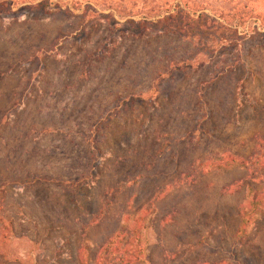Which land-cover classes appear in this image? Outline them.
Returning a JSON list of instances; mask_svg holds the SVG:
<instances>
[{"label":"rangeland","instance_id":"obj_1","mask_svg":"<svg viewBox=\"0 0 264 264\" xmlns=\"http://www.w3.org/2000/svg\"><path fill=\"white\" fill-rule=\"evenodd\" d=\"M142 1L0 0V264H95L137 216L139 264H264V209L236 236L264 171L214 168L264 150V0H203L252 8L230 30L115 34Z\"/></svg>","mask_w":264,"mask_h":264},{"label":"trees","instance_id":"obj_2","mask_svg":"<svg viewBox=\"0 0 264 264\" xmlns=\"http://www.w3.org/2000/svg\"><path fill=\"white\" fill-rule=\"evenodd\" d=\"M209 2L203 0H159L152 2L142 1L135 7V12H126L125 8H118L120 15L129 17L124 24L115 23L113 32L116 34L124 33V35L141 38L149 35L151 27H156L164 34L179 35L188 37L189 35L199 36L210 31L230 30L234 26H243L248 18L253 15V10L248 4H236L226 13L222 11H214V15L222 22L211 20L204 13L207 10ZM127 14V15H126ZM99 16L98 14H96ZM197 17H193V16ZM139 16V20H133L132 17ZM87 17V15H84ZM225 23V24H224ZM125 31L122 32V28ZM223 38L217 41V44H223ZM264 147V146H263ZM256 151L249 157V160L236 158L229 154L224 156L215 163V170L227 169L234 165L241 168L250 167L249 170L253 173L264 171V150ZM263 149V148H262ZM264 209V193L254 194L249 199L248 203L240 207L238 213L239 224L236 231L237 237H245L248 234V228L252 223L253 215ZM144 220L141 216L135 217L131 224L125 226V230L114 234L108 241L99 249L95 264H139L144 261L146 255V240L144 237ZM80 263L88 264V256L84 249L80 253ZM196 264H227L226 262H199Z\"/></svg>","mask_w":264,"mask_h":264}]
</instances>
